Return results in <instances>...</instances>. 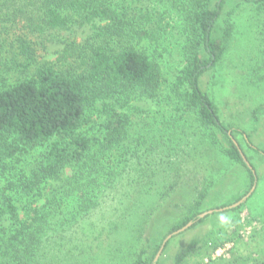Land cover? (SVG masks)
<instances>
[{
	"label": "trees",
	"instance_id": "16d2710c",
	"mask_svg": "<svg viewBox=\"0 0 264 264\" xmlns=\"http://www.w3.org/2000/svg\"><path fill=\"white\" fill-rule=\"evenodd\" d=\"M163 1L182 2L186 13L184 66L171 89L163 35L149 29L150 6ZM227 2L0 0V264H154L169 234L202 222L209 189L198 187L183 221L160 232L185 161L215 175L222 170L209 158L212 149L217 162L245 166L253 185L235 132L202 87L236 33L232 17L220 23ZM242 3L257 12L251 19H263L264 37V0ZM167 99L192 119L191 131L140 139L136 103ZM253 113L259 120L264 107ZM39 148L40 157L26 164ZM109 199L119 206L109 217L99 215ZM199 244L194 239L180 249L174 264H183Z\"/></svg>",
	"mask_w": 264,
	"mask_h": 264
},
{
	"label": "rangeland",
	"instance_id": "374dc122",
	"mask_svg": "<svg viewBox=\"0 0 264 264\" xmlns=\"http://www.w3.org/2000/svg\"><path fill=\"white\" fill-rule=\"evenodd\" d=\"M217 1L213 0V6ZM179 3H154L148 12L152 25L149 29L163 35L161 49L165 51L163 64L169 80L168 87L175 80L173 76L184 66L180 54L186 13ZM138 6L141 8L142 5ZM233 10L235 13L231 16L229 13H233ZM253 10L249 5H244L242 0H228L220 23L224 24L229 20V16L232 17L236 24V33L229 43L221 65L208 71L202 78V87L212 97L221 121L235 132V142L239 143L256 172V189L241 206L208 214L202 218V222L195 226L193 224L174 236L163 251L159 264H174V255L194 239L200 241V244L183 264H206V260L209 261L208 264H264V116L256 120L253 113L256 108L264 107V37L263 19H251V16L257 13ZM142 15L139 10L138 16ZM136 106L139 111L133 118L134 130L140 139L154 142L160 136H168L172 132L177 135L186 128L191 131L188 127L191 126L192 119L177 110L176 100L167 99L161 104L140 101ZM216 138L221 142L226 141L218 133ZM193 140L196 142V137L187 139L191 142ZM187 141H181L180 147L190 152L191 148L184 147ZM254 148L260 152H256ZM213 150L209 153V158L222 170L215 175L211 170L207 171L206 167L202 168V163L196 160L185 161L182 185L169 200L170 204H173L172 212L162 223L161 233L170 232L183 221L189 206L199 194L196 192L198 187L201 190L209 189L199 210L200 215L211 210L231 207L251 191L254 183L252 185L248 169L227 159L217 162V155ZM42 151L43 149L39 148L27 155L26 164L37 160ZM0 173H4L2 167ZM8 174L9 172L6 173ZM2 178L0 186L5 184V176ZM207 178L213 180L206 182ZM117 204L109 199L99 215L109 217L115 207L119 206ZM160 238L154 241V245L160 242Z\"/></svg>",
	"mask_w": 264,
	"mask_h": 264
},
{
	"label": "water",
	"instance_id": "95a60500",
	"mask_svg": "<svg viewBox=\"0 0 264 264\" xmlns=\"http://www.w3.org/2000/svg\"><path fill=\"white\" fill-rule=\"evenodd\" d=\"M236 143V142H235ZM237 147L239 148V151H240V154L242 156V159L244 161V163L247 165V167L249 169H251L253 171V174L255 176V181H254V185L251 189V191L242 199L240 200L239 202H237L236 204L232 205L231 207H227V208H224V209H219V210H211L207 213H204V214H201L199 218H204L206 215L208 214H212L213 212L215 211H222V210H226V209H233V208H237L239 206H241L244 202H246L248 200V198L252 195V193H254L255 189H256V186H257V176H256V172L254 171L252 165L250 164L249 160L247 159L246 155L244 154V152L242 151V149L240 148V146L236 143ZM194 224V221H191L189 222L186 226H184L182 229H179L171 234H169L165 240L163 241V244L159 250V252L157 253L156 257H155V260H154V264H157L167 243L176 235L184 232L185 230H187L188 228H190L192 225Z\"/></svg>",
	"mask_w": 264,
	"mask_h": 264
},
{
	"label": "built area",
	"instance_id": "2783aa9c",
	"mask_svg": "<svg viewBox=\"0 0 264 264\" xmlns=\"http://www.w3.org/2000/svg\"><path fill=\"white\" fill-rule=\"evenodd\" d=\"M209 263V261L208 260H206V264H208Z\"/></svg>",
	"mask_w": 264,
	"mask_h": 264
}]
</instances>
